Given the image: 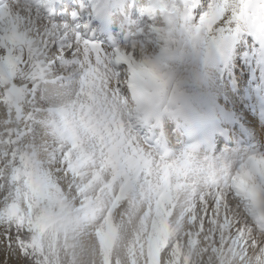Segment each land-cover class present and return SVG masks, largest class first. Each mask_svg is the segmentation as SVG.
I'll return each instance as SVG.
<instances>
[{
  "label": "snow or ice",
  "instance_id": "1",
  "mask_svg": "<svg viewBox=\"0 0 264 264\" xmlns=\"http://www.w3.org/2000/svg\"><path fill=\"white\" fill-rule=\"evenodd\" d=\"M147 11L163 17L151 28L161 53L178 28L264 45V0ZM158 60L108 52L29 0H0V264H264V153L170 159L136 134Z\"/></svg>",
  "mask_w": 264,
  "mask_h": 264
},
{
  "label": "clouds",
  "instance_id": "2",
  "mask_svg": "<svg viewBox=\"0 0 264 264\" xmlns=\"http://www.w3.org/2000/svg\"><path fill=\"white\" fill-rule=\"evenodd\" d=\"M258 23H264V20ZM223 44L213 45L207 42L203 33H189L183 28H178L171 37L169 52L183 50L185 54L197 57L203 64L211 60L216 50L220 49ZM200 70H203L202 67ZM156 73L158 78L150 77L145 82L142 93L144 108L148 116L159 111H169L179 95L180 81L186 78V73L180 69V66L177 64L175 68H170L166 58H159ZM194 156L196 161L202 163L215 162L211 159H198L195 154Z\"/></svg>",
  "mask_w": 264,
  "mask_h": 264
},
{
  "label": "bare ground",
  "instance_id": "3",
  "mask_svg": "<svg viewBox=\"0 0 264 264\" xmlns=\"http://www.w3.org/2000/svg\"><path fill=\"white\" fill-rule=\"evenodd\" d=\"M49 3H50V0H45V2L44 3H41V4H39V9L38 10H40L41 11V13H42V15H43V17H44V19H53V17L52 16H50L49 15V10H50V8H49ZM37 9V8H36ZM151 26L149 27V31H147V33L148 34H151L152 32H151V28L153 27V26H162L163 25V22L161 23V22H159V21H157V22H150L149 23ZM243 33H247V32H242L239 36H237L236 38H241L243 35ZM137 35H136V37H142V36H144L145 35V31H144V29H141V31L140 32H138V33H136ZM135 37V36H134ZM155 38H154V40H155V42L153 43V44H151V47H150V51L151 52H149L148 50L147 51H145L144 53H142V54H140V56H141V58L139 59V60H142L143 58H144V56L145 55H147V56H149V57H158L159 58V55H161V54H165L166 56H165V58H166V60H167V62H168V64H169V67L170 68H175V66L178 64L179 66H180V69L182 70V71H184L185 73H186V78H184V79H182L181 81H180V84H179V88H180V90H179V95H178V97H177V100H176V103L172 106V108L169 110V111H162V115L163 116H165V114L167 113V112H169V113H173L174 112V110H175V108L180 104V103H182L183 102V100H186V101H190V99L188 98V96H186V90H189L188 89V87H190V86H192L191 85V83H190V81H189V75L190 74H192L191 73V66L193 65V63H194V58L192 57V55H190V54H185L184 52H183V50H176V51H174V52H167V53H161V51H160V48H161V45H162V42L161 41H159V37H158V35L155 33V36H154ZM235 38V39H236ZM256 38V37H255ZM235 39H233V40H235ZM233 40H230V41H227V42H225L224 44H227V43H229V44H231V42L233 41ZM124 43H126V41H124V40H122V39H118L117 41H115V43H114V45H116V44H124ZM255 43H256V45H258L259 46V44L261 43L260 41H258V39L256 38L255 39ZM146 45V44H145ZM126 48L127 47H123V48H121V49H123V50H125L126 51ZM258 48H256L255 50H257ZM130 50V49H129ZM141 53V52H140ZM136 56L138 57L139 56V51H136ZM206 63V62H205ZM209 66V65H208ZM210 67V66H209ZM187 81H188V83H187ZM126 86V85H125ZM125 86H123V92H122V94H126V88H125ZM224 91H225V89H223ZM222 98L221 97H217V98H215L214 100H212V101H209V100H207V102L206 103H204L202 100H201V102L197 105V106H195L194 105V107L200 112V113H204V112H206L211 106H213V105H215V104H217V103H219V101L221 100ZM223 107V106H222ZM158 121L159 122H161V123H163V125L165 126L166 125V120L164 119V117H162V116H160L159 118H158ZM253 130H255L254 128H253ZM256 131V130H255Z\"/></svg>",
  "mask_w": 264,
  "mask_h": 264
},
{
  "label": "rangeland",
  "instance_id": "4",
  "mask_svg": "<svg viewBox=\"0 0 264 264\" xmlns=\"http://www.w3.org/2000/svg\"><path fill=\"white\" fill-rule=\"evenodd\" d=\"M206 2H208V0H207ZM146 27H147V25H146ZM142 40H143V37H140V38L137 39V40H134V39H133V40L130 42L129 46H127V50L130 49L131 43H133V42H138V43H139V42H141ZM154 42H155V40H153L152 44H153ZM138 43L135 44L136 47H139V44H138ZM145 44L148 45L147 42H146V43L144 42V45H145ZM146 45H145V46H146ZM147 50L150 51L149 48H148ZM147 50H146V51H147ZM129 51H130V50H129ZM139 52H141V51H139ZM144 52H145V51H144ZM144 52H141V53H144ZM124 69H126V65H121V66H119V69H118V70H119L120 72L123 73V70H124ZM199 90H201V87H199ZM6 258H7L6 256H0V259H6Z\"/></svg>",
  "mask_w": 264,
  "mask_h": 264
}]
</instances>
